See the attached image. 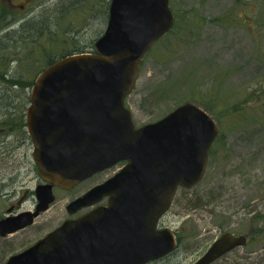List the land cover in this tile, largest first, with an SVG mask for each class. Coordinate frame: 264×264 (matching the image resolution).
Instances as JSON below:
<instances>
[{"label":"rangeland","instance_id":"1","mask_svg":"<svg viewBox=\"0 0 264 264\" xmlns=\"http://www.w3.org/2000/svg\"><path fill=\"white\" fill-rule=\"evenodd\" d=\"M9 1L16 6L5 13L3 4ZM109 5L110 0H0V27L12 30L13 36L44 30L37 46L33 38L32 46L17 37L0 43V59L6 53L17 59L7 78H23L25 85L35 82L38 61L29 54L34 48L57 59L80 47L93 51L92 42L106 28ZM170 7L174 25L143 57L126 106L141 126L192 101L214 118L219 135L203 179L179 188L161 218V226L177 234V250L149 264H194L225 230L251 233L252 227L263 234L213 264H264V0H170ZM7 45L16 50H4ZM3 83L0 115L9 101ZM21 83L15 85L12 110L24 107L26 112L33 86ZM236 103L241 117L232 109ZM11 117V125L0 134V219L34 210L35 189L43 182L27 127L21 126L18 111ZM118 165L71 189L55 185V200L33 224L0 235V264L79 214H69L67 204L115 174Z\"/></svg>","mask_w":264,"mask_h":264},{"label":"water","instance_id":"2","mask_svg":"<svg viewBox=\"0 0 264 264\" xmlns=\"http://www.w3.org/2000/svg\"><path fill=\"white\" fill-rule=\"evenodd\" d=\"M174 21L170 0H110L95 51L63 56L39 73L25 119L43 182L35 209L0 219V235L34 223L55 200L54 185L70 189L126 163L66 209L74 214L109 196L106 205L67 218L5 264H147L176 250L173 230L158 222L179 187L204 177L219 127L192 101L137 127L125 104L143 57ZM246 242L224 232L194 264H211Z\"/></svg>","mask_w":264,"mask_h":264},{"label":"trees","instance_id":"3","mask_svg":"<svg viewBox=\"0 0 264 264\" xmlns=\"http://www.w3.org/2000/svg\"><path fill=\"white\" fill-rule=\"evenodd\" d=\"M5 3L6 4H3V10L2 11L6 13V10H9L10 9L11 3L10 2H5ZM25 25L26 24L23 23V25L21 26V28L23 30L25 29V28H23ZM1 28H3V26H1L0 29ZM21 28L15 29L14 31H16V30L21 31ZM12 33H13L12 30H10V29L7 30L6 28H3V33H2V35H0V43H3V41L5 39L9 40V38L17 37V39L18 38L19 39L22 38L23 40H28L29 41V46H32L30 44L29 38H33L34 39L33 41H35L33 44L37 46V42L41 39L39 37L42 36V34L44 33V30H42V29H40V30L31 29L29 32H26L25 33L26 35H22V36H19L18 34H16L15 36H13L14 33L13 34ZM15 33H17V31ZM93 42H92V47H91L92 50H94V48H95ZM7 46L6 47H3V49L4 50H16L15 46H14V49H12L13 47L10 48L9 45H7ZM86 51H88V50L85 49L84 47L83 48L80 47L78 49H75V51H73V52L66 53V54L62 55L61 57L66 56V55H71V54H74V53L86 52ZM45 53L46 52H44V51H41L40 52V49H38V48L31 49V52L29 53V54H31L32 59L34 61H38V65H37V68L38 69L35 72V74H39L47 65H49L50 63H52L53 61H55L57 59V57H55L54 54L47 55ZM1 58L2 59H0V82L3 83V80H4V82H7L8 83V84L7 83L6 84L3 83V84H5L9 88L8 91L6 89V92H8L7 97L9 98V101L6 102L7 103V107L5 109H3V112L0 115V134L3 131V126L4 127L5 126L9 127L11 125V120L13 119L11 117V113H13L14 111H18L19 112L18 119L20 120L21 126H23V128L26 127V122H25V108L24 107H21L20 110H18V109L12 110L14 108V104H15L14 103V100L12 99V97H15L16 96L15 95V89H16L15 85H19L18 84L19 82H22L21 84H23L22 85L23 87H27V86L28 87H31V86H33V83H34V81L31 79L25 85L24 79L23 78H20V77H11V78L8 79L7 77H9V74L11 72V67L13 65V61H15L17 59L12 54L8 55L7 53H6V55L3 54V57H1ZM24 60H26V59H24ZM23 87H21V88H23ZM232 109L235 112V114L236 113H238L239 115L242 114V113H240V112H242V108H241L240 105H238V103H236L235 106L232 107ZM240 117H241V115H240ZM234 119L236 120V122H239L238 117H236ZM234 119H233V122H235ZM217 141H218V136H217L216 140L213 143V146H212V149H211V153L212 154H215V152H216L215 147H216V142Z\"/></svg>","mask_w":264,"mask_h":264},{"label":"flooded vegetation","instance_id":"4","mask_svg":"<svg viewBox=\"0 0 264 264\" xmlns=\"http://www.w3.org/2000/svg\"><path fill=\"white\" fill-rule=\"evenodd\" d=\"M3 1V0H2ZM10 3H11V5H12V8H14L15 6H16V4L15 3H13V1L11 2V1H9ZM30 5V4H29ZM126 163V161H122V162H120L119 163V168L121 167V166H123L124 164ZM116 166V165H115ZM105 170H107V169H105ZM105 170H103V171H105ZM103 171H101V172H103ZM98 173H100V172H98ZM98 173H96V174H98ZM96 174H94V175H96ZM94 175H92L91 177H93ZM91 177H89V178H91ZM88 178V179H89ZM107 179V178H106ZM87 180V179H86ZM105 180V179H104ZM103 180V181H104ZM85 181V180H84ZM84 181H82V182H84ZM82 182H80V183H82ZM79 183V184H80ZM96 185V184H95ZM94 185V186H95ZM93 187V186H92ZM91 188V187H90ZM89 188V189H90ZM108 198H109V196H106V197H104L103 199H102V201L100 202V203H98V204H95V205H93V206H90V207H83V208H81L80 210H78L77 211V213L79 212V214H77L75 217H77V216H80V215H83V214H85L86 212H88V211H90L91 209H93L94 207H96L97 205H99V204H103V205H105V204H107V202H108ZM76 214V213H75ZM74 215V214H73ZM72 217V216H71ZM159 227L161 228V227H163V226H161V224L159 225ZM225 231H230V232H232L233 234H235V235H245L246 237H247V242H246V244L245 245H242L241 247H246V246H248V245H250L251 243H252V241H254V236H261L263 233H262V231L261 230H259L258 228H256V227H252V231H251V233H244V232H235L234 230H225ZM176 234V233H175ZM176 237H177V234H176ZM219 237V236H218ZM238 247H240V246H237V247H235V248H233L232 250H230L229 252H227V253H225L222 257H220L219 259H221V258H223L225 255H227V254H229V253H232V252H234L235 250H236V248H238ZM219 259H217V260H219ZM156 261V260H155ZM216 262V261H215ZM214 262V263H215ZM151 263V262H150ZM149 264V263H148Z\"/></svg>","mask_w":264,"mask_h":264}]
</instances>
